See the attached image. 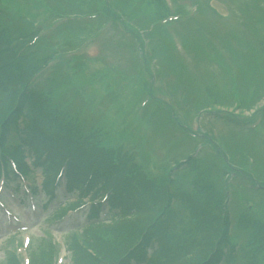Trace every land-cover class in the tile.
<instances>
[{
    "label": "rangeland",
    "instance_id": "obj_1",
    "mask_svg": "<svg viewBox=\"0 0 264 264\" xmlns=\"http://www.w3.org/2000/svg\"><path fill=\"white\" fill-rule=\"evenodd\" d=\"M0 22L13 44L32 41L24 53L47 62L32 84L90 138L126 151L159 183L189 189L203 165L230 222L244 212L264 222V0H0ZM3 195L0 263L9 251L26 264L45 237L56 247L51 264H70L62 235L77 216L48 224L41 195L33 202L0 186ZM228 227L235 245L246 243Z\"/></svg>",
    "mask_w": 264,
    "mask_h": 264
},
{
    "label": "trees",
    "instance_id": "obj_2",
    "mask_svg": "<svg viewBox=\"0 0 264 264\" xmlns=\"http://www.w3.org/2000/svg\"><path fill=\"white\" fill-rule=\"evenodd\" d=\"M184 9L179 7L177 14ZM4 27L0 25V175L17 178L19 170L40 169L49 205L59 201L63 185L66 202L54 208L55 216L85 205L86 198L91 202L83 227L66 235L70 264H264L263 220L244 212L230 222L221 192L203 175L211 172L200 166L189 189L173 178L159 183L126 151L90 138L75 114L39 83L32 84L47 62L34 53L27 56L26 36L13 44ZM167 39H161L159 50H165ZM253 68L244 65V79ZM207 89L210 96L222 98ZM217 170L223 176L220 166ZM37 188H32L35 195ZM229 224L246 232L245 244L235 245ZM51 247L56 249L45 237L32 244L30 264H51ZM5 257L0 264H21L15 252L7 251Z\"/></svg>",
    "mask_w": 264,
    "mask_h": 264
}]
</instances>
